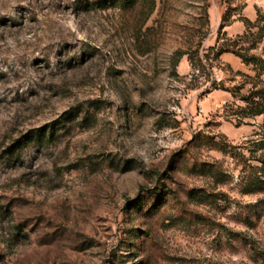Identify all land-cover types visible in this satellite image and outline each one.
Listing matches in <instances>:
<instances>
[{"label": "rangeland", "instance_id": "1", "mask_svg": "<svg viewBox=\"0 0 264 264\" xmlns=\"http://www.w3.org/2000/svg\"><path fill=\"white\" fill-rule=\"evenodd\" d=\"M0 264H264V0H0Z\"/></svg>", "mask_w": 264, "mask_h": 264}, {"label": "trees", "instance_id": "2", "mask_svg": "<svg viewBox=\"0 0 264 264\" xmlns=\"http://www.w3.org/2000/svg\"><path fill=\"white\" fill-rule=\"evenodd\" d=\"M255 101V100H254ZM263 112H258V114H262ZM47 136L45 133H39L37 138L36 136L34 137L33 135L29 136L26 141L24 142L23 145H28V144H32L34 143L35 141L37 140H41V139H45ZM14 148H17L18 150L22 148V145L21 144H17Z\"/></svg>", "mask_w": 264, "mask_h": 264}]
</instances>
